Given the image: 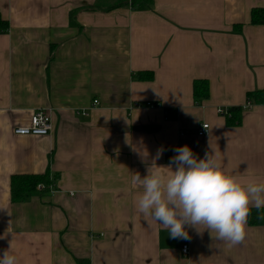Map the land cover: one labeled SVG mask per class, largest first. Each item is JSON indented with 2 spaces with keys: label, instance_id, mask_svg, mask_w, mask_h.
<instances>
[{
  "label": "crops",
  "instance_id": "crops-1",
  "mask_svg": "<svg viewBox=\"0 0 264 264\" xmlns=\"http://www.w3.org/2000/svg\"><path fill=\"white\" fill-rule=\"evenodd\" d=\"M255 7L264 0H153L138 9L129 0H0L9 22L0 33V254L17 264H264V207L250 205L262 221L247 218L244 241L230 249L190 227L189 240L173 239L137 213L142 189L132 183L158 149L153 170L167 174L184 145L243 184L264 182V102L238 124L216 111L264 89ZM195 80L208 83L199 103ZM38 109L50 111L52 131L15 135ZM203 122L210 128L200 137ZM46 173L48 190L12 199V176Z\"/></svg>",
  "mask_w": 264,
  "mask_h": 264
},
{
  "label": "clouds",
  "instance_id": "clouds-1",
  "mask_svg": "<svg viewBox=\"0 0 264 264\" xmlns=\"http://www.w3.org/2000/svg\"><path fill=\"white\" fill-rule=\"evenodd\" d=\"M173 150L176 155L164 167L167 174L153 170L163 149H158L145 176L133 174L132 183L142 189L134 201L137 213L162 225L173 239L189 240L190 227L199 234L207 230L229 249L242 243L250 205L264 207V182L243 184L214 157L198 159L187 145ZM0 264H17L16 257L5 250Z\"/></svg>",
  "mask_w": 264,
  "mask_h": 264
},
{
  "label": "trees",
  "instance_id": "trees-1",
  "mask_svg": "<svg viewBox=\"0 0 264 264\" xmlns=\"http://www.w3.org/2000/svg\"><path fill=\"white\" fill-rule=\"evenodd\" d=\"M153 0H129V4L132 8L138 9L143 6H149L152 4ZM250 23L252 24H264V8L255 7L250 11ZM9 29L8 20L4 19L0 14V33H5ZM142 79H151V73H144L139 75ZM193 98L196 103H199L204 98L208 97V83L206 80H195L193 82ZM247 100L254 104L264 102V89L249 92L247 94ZM243 112L242 107H229V114L226 117L228 124H238L241 119V113ZM42 184L43 187L39 190L46 191L52 184L49 175L46 174H24V175H14L11 178V196L15 201H24L32 193L37 191V186ZM259 215L258 213L256 216ZM253 214L250 210L248 218L251 222L262 221L261 218H252Z\"/></svg>",
  "mask_w": 264,
  "mask_h": 264
},
{
  "label": "built area",
  "instance_id": "built-area-1",
  "mask_svg": "<svg viewBox=\"0 0 264 264\" xmlns=\"http://www.w3.org/2000/svg\"><path fill=\"white\" fill-rule=\"evenodd\" d=\"M98 101L93 100V105H97ZM253 106L248 100L241 106L242 110L250 109ZM217 113L225 117L229 114V108L218 107L216 109ZM81 114L87 116L88 113L85 110H80ZM52 120L50 116V111L48 109H38L32 113L30 116L29 123L27 125L17 126L13 129V133L18 136H45L52 131ZM209 123L203 122L197 129V135L204 137L209 132ZM43 185L39 184L38 188H42ZM189 248L187 244L182 245L181 252L185 255L188 254Z\"/></svg>",
  "mask_w": 264,
  "mask_h": 264
}]
</instances>
